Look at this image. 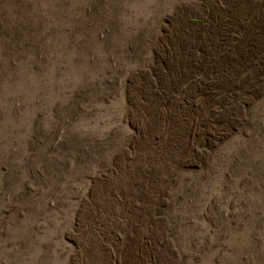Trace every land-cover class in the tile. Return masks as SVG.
<instances>
[{"label": "rangeland", "instance_id": "obj_1", "mask_svg": "<svg viewBox=\"0 0 264 264\" xmlns=\"http://www.w3.org/2000/svg\"><path fill=\"white\" fill-rule=\"evenodd\" d=\"M0 264H264V0H0Z\"/></svg>", "mask_w": 264, "mask_h": 264}]
</instances>
